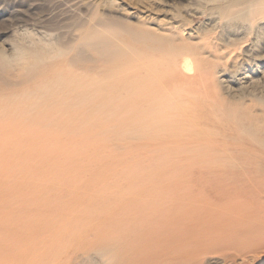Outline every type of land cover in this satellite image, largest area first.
Segmentation results:
<instances>
[{
	"label": "rangeland",
	"instance_id": "1",
	"mask_svg": "<svg viewBox=\"0 0 264 264\" xmlns=\"http://www.w3.org/2000/svg\"><path fill=\"white\" fill-rule=\"evenodd\" d=\"M246 1L0 0V264H115L120 229L264 264V0Z\"/></svg>",
	"mask_w": 264,
	"mask_h": 264
},
{
	"label": "bare ground",
	"instance_id": "2",
	"mask_svg": "<svg viewBox=\"0 0 264 264\" xmlns=\"http://www.w3.org/2000/svg\"><path fill=\"white\" fill-rule=\"evenodd\" d=\"M256 3L251 0V2L246 3L245 9H251L252 7H255ZM258 3L260 4L258 6H264L261 5L262 2L259 1ZM128 230L129 229H120L119 231H117L116 235L118 240H115L113 246H109V248H103V250H100L101 257H106L108 254H112L113 251H116L115 249H117L119 255L117 254V256H115V264H198L196 263V260L199 258V254L198 251L195 252V246L193 247V244L189 246L185 244H181L180 246H173L174 244L171 243H155L149 241L147 242L148 244H146L145 247L143 245L140 247H135L133 236H137L139 234L138 230ZM143 231H147V229L144 228L141 232ZM118 235H122V238L121 243L116 245L120 239ZM148 240H151V238ZM168 248L174 249L175 251H179L180 248L182 249H180V253L177 254L172 260H169L167 258H164V255H161L160 253L163 250H168Z\"/></svg>",
	"mask_w": 264,
	"mask_h": 264
}]
</instances>
